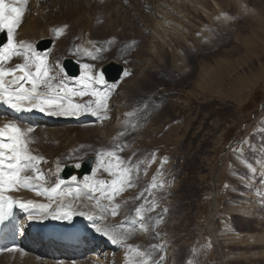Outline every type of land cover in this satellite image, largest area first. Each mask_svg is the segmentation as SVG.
I'll use <instances>...</instances> for the list:
<instances>
[{
  "label": "rangeland",
  "instance_id": "1",
  "mask_svg": "<svg viewBox=\"0 0 264 264\" xmlns=\"http://www.w3.org/2000/svg\"><path fill=\"white\" fill-rule=\"evenodd\" d=\"M178 1L60 0L53 19L75 8L86 16L81 24L79 17H74L76 28L67 24L65 32L57 35L56 29L64 26L60 23L49 37L32 44L36 50L40 41L52 40L51 48L41 54H49L50 74L58 73L53 83L63 74L69 86L81 89L77 81L85 64L92 65L90 74L99 78V69L108 61L121 63L131 74L123 76L108 100L107 116L113 121L111 106L119 100L124 83L137 77L146 62L151 61V65L144 70L149 79L139 90L126 89L131 97L129 115L115 140L98 138L57 164L62 170L92 156L94 169L86 177L110 182L115 177L99 168L98 153L119 144L124 148L121 157L126 162L130 159L126 166L139 165L133 172L135 186L117 197L121 208L114 217L120 220L116 231L133 245L134 264L141 259L137 251L151 252L152 245H164L163 252L153 255L154 260L164 255V264H264V0ZM155 21L179 30L175 33L173 28L172 35L179 43L172 49L177 48L174 52L180 54L181 69L174 64L175 53L162 43L165 33ZM85 22L91 38L82 44L78 30ZM88 41L89 52L96 59L81 51L82 46H89ZM17 57L24 63L23 56ZM65 59L79 64L77 79L66 76L62 69ZM73 98L81 105L96 99L92 95ZM137 116L141 117L136 123ZM79 126H83L79 129L82 132L91 127L88 123ZM29 141L37 145L32 136ZM160 145L166 154L155 162L164 151ZM154 164L150 180L137 176ZM54 166L48 163L52 174L57 171ZM48 177L53 179L51 174ZM137 208L142 209L143 221ZM250 210L253 213H247ZM130 217L149 225L150 233L143 243L135 244V231L122 224Z\"/></svg>",
  "mask_w": 264,
  "mask_h": 264
},
{
  "label": "snow or ice",
  "instance_id": "2",
  "mask_svg": "<svg viewBox=\"0 0 264 264\" xmlns=\"http://www.w3.org/2000/svg\"><path fill=\"white\" fill-rule=\"evenodd\" d=\"M28 2L29 0H0V32H6L7 35V42L0 47V102L6 103L17 112L31 111L36 108L40 111L47 110L53 115H76L81 109L91 108V114L96 115L98 119H108V100L112 91L117 88L114 82L109 85L102 73L99 78L92 76L90 74L92 65L85 64L83 66L85 72L77 81L82 86L81 89L69 86V83L62 78L63 74H61L58 83H53L57 80V76L50 74L53 68L49 65L47 56L36 51L31 43L17 40L16 33L23 22ZM224 18L231 19L228 16ZM66 28L65 25L56 29V34H63ZM96 51H100V49H96ZM88 54L92 56L91 52ZM14 56H23L24 63L6 67L5 63L10 62ZM92 58L96 59L97 57L92 56ZM33 67L35 71L32 70ZM130 74L127 71L124 73L125 76ZM94 85H103L104 88L101 90ZM85 95L95 96L96 99L85 105L72 103L73 97ZM32 131L31 127L21 128L15 121H9L0 126V221H3L6 215H11L16 206L41 218L50 217L56 220L71 221L74 216H81L93 224L96 223L97 218L104 221L109 214L113 217L119 214L121 204L116 202L117 197L127 188L135 186L133 172L139 167V165H136L135 168L126 166L130 163V159L126 162L118 155V152L124 150L122 145L117 144L112 150L98 153L101 158L99 167L115 177L114 179L109 182L102 179L83 178V189L88 193H99V198L88 195L87 202H85L80 195L81 188L78 186L65 192V199H61L60 189L65 181L57 177L54 186L45 187L50 179V177H46L40 167L42 163L46 162L45 158L33 154L28 147L30 143L28 134ZM106 157L111 159L105 163ZM113 160L115 163L112 162ZM75 166L79 167L80 165ZM59 171L60 166L57 164V173ZM26 172H31L32 175L24 174ZM71 180L74 183H79L76 176H72ZM155 186L153 184V187ZM20 189L34 190L37 196L46 197L48 202L40 203L32 199L16 200L13 196L6 194ZM68 196H73V200L66 202ZM94 199L95 204L93 205L91 201ZM103 200H107V204H102ZM95 209L100 210L98 217ZM136 213L143 221L142 209L137 208ZM160 222L158 220L157 224ZM139 226L147 231L143 223ZM96 231L107 236L113 244L126 246L129 249L133 248V245L126 244L125 239L110 228L97 226ZM151 249V252L137 251L136 255L141 258L137 264H147L145 257L152 264H164V255H160L159 259H153L156 251L163 252L164 245H152ZM16 250L14 248L0 249V251L9 252Z\"/></svg>",
  "mask_w": 264,
  "mask_h": 264
},
{
  "label": "bare ground",
  "instance_id": "3",
  "mask_svg": "<svg viewBox=\"0 0 264 264\" xmlns=\"http://www.w3.org/2000/svg\"><path fill=\"white\" fill-rule=\"evenodd\" d=\"M59 2L60 0H29L28 5L26 6V12H25L23 22L21 23L16 33L17 40L26 41L31 44L36 43L40 39L49 37L50 35L49 33L51 32V30L54 27L56 28L59 27L58 25H60V23H64V26L68 24L69 28L75 27L74 26L75 23H73L74 17L75 19L76 17H79L80 19L79 21L81 24V20H83L86 15L84 14L85 16L83 18L84 12H81L80 10H78V8L77 9L75 8L74 11H71L68 9L69 11L67 12L66 16L60 17L57 20L53 19V15H55L56 13V8ZM170 5H171V2H170ZM161 14H164V13H161ZM65 19L67 20L65 21ZM85 24L81 25V27L79 26L80 30H78L79 32L78 36L82 40L81 41L82 44H83V41L89 40L91 38L90 26L87 25L88 23L86 25ZM154 24L164 31L165 40L162 43L166 42L170 52L174 54L175 53L174 50L175 49L177 50V48L172 49V46L174 47L177 43H179V40L177 37L173 36L172 34H174L173 32L174 29H176L175 33L177 32L178 30L177 27L174 25L173 27L174 29H173L171 27L172 25L168 26L167 24L166 26L165 23L159 22V21L158 22L155 21ZM184 28H181V29L185 30ZM195 39L199 40V37ZM61 43L63 44V42ZM89 43L90 42L88 41V44ZM151 43L152 42H150V44ZM58 44L60 45V42ZM81 51L86 54L87 52L91 51V45L89 44V46L86 49L83 48L82 46ZM55 53H56V47L55 49H52L50 53L51 55L49 57L50 63L53 62ZM48 55L46 54L47 60H48ZM178 55L180 54L176 55L175 53L173 55V60H174V64L178 63L175 66H177L178 69L179 68L181 69V63L179 62L180 60H179ZM21 63H23V61H21L17 57L7 67H14L16 64H21ZM150 65H151V61L146 62L145 66L143 65L144 66L143 69L140 70L139 75L135 78L128 80L126 83H124V86H123L124 89L121 91L119 90L120 91L119 100L115 101L113 105L111 106L112 108L114 107L113 114L115 116V119L113 121H110L108 119L107 120L97 119V116L91 114V112L90 113L88 112L86 114L85 112L83 113L81 111H78L76 115H53V114H50V112L47 110L40 111L39 109L33 108L31 111H20L19 113L20 114L26 113L29 115H35V116L43 118L44 121L43 120L36 121V123H38V128H33V125H31L30 123H20L19 121H17L16 118L14 117L10 118L9 116L4 115L1 112H0V126H3L9 121H15L19 123L20 127L23 129H27L32 126L31 128L33 129V131L28 134V138L30 137V135H32V139L37 140V145H30L29 143L28 147L33 154L39 155L45 158L46 162L42 163L40 167L43 171H46L45 172L46 177H48V175L50 174L51 176H53V179H49L48 183L45 185V187H52L57 182V179H56L57 171L52 174L53 170L51 169L50 171L48 167L49 162H51L52 165H57L58 160L63 159L67 155H70V154H77L84 145L86 144L89 145L93 142H96L98 138L104 139L105 141L115 140L114 137L116 136L118 129L124 124V121H127V118L129 115L128 101L131 99V97L127 95L128 90L126 89L139 90L141 88V84L149 79V76L146 73H144V70L148 69ZM56 74L58 75V73ZM72 103L76 104V101L74 100V98H72ZM0 106H3V108H6V109H12L6 103H3V102H0ZM148 109L150 110V108ZM139 117L141 116H137L135 120L136 123ZM71 120L84 121L85 124L88 123V126H91V127H87L86 130L82 132L79 129L82 128L83 126L81 127V126H78L77 124H72L70 127L68 124H66L67 121H71ZM47 121L57 122V124L49 125L50 123H48ZM43 133L45 134L44 136L45 140L41 138V135ZM44 141H46V144H43ZM152 146H155V144L152 143ZM160 148L164 150V151L162 150L163 154L161 156H157L154 159L155 162L163 160L166 154L165 148H163V146L161 145H160ZM119 155L122 156V153L120 152ZM99 168L103 169L102 167H99ZM154 168H155V164L150 166V171L142 170L139 174H137V176L138 177L143 176L145 179L150 180L152 176V172L154 171ZM24 174L32 175L31 172H26ZM70 180H66L65 183L61 186V189H60L61 199H65L64 197L65 192H67L69 189H75L78 186L81 188L80 195L85 202H87L88 195H94V197L99 198L100 194L88 193L87 190L83 189L82 184L80 183L77 184V183L72 182V180L71 181ZM6 194L13 196V198L16 200L26 201L28 199H32L40 203L48 202L46 197L37 196L35 194V191L30 190V189H20L19 191L10 192ZM124 199H126V196H124ZM72 200H73V196H68L66 198V202H69ZM101 203L106 204L104 201H101ZM91 204L93 205L95 204V199L91 201ZM95 211L98 217L100 215V210L95 209ZM250 211L247 213H253L252 211L251 212ZM18 217L20 220L23 221L22 222L23 226L29 225L33 222H36L41 226H55V227H60V228H69L71 226H77L79 228L84 229L87 232L88 236L86 238H83L80 241L78 248H74V249H71L68 246H64V245L57 244V243L43 244L40 242L38 238L31 237L29 243L27 245H24L21 249L8 252L4 255H0V264H134L133 263L134 257H133V254L131 253L132 252L131 249L127 248L126 246L113 244L108 239L107 236L102 235L100 232L96 231L97 226L101 228H110L114 230L117 234H119L122 238H124L126 244L131 243V242L129 243L125 237H123L118 231H116V229L119 226L120 220L119 218L114 219V217L111 216L110 214L107 215V218L104 221H100L97 218L95 224H93V222L81 216H74L71 221H64V220L51 219L50 217L41 218L37 216L36 214L30 211H25V210H22ZM122 224L123 225L125 224L127 226L128 231H131V232L135 231L136 233L134 237L135 244L143 243L149 236V233H150L149 225H145L143 223L145 225V228H147V231H145L143 228L139 226L141 222L139 221L137 217H130L127 220H124ZM89 237H93V240H90ZM20 251L22 252L21 254H19ZM87 252L89 254H87ZM3 258H4V263L1 262Z\"/></svg>",
  "mask_w": 264,
  "mask_h": 264
},
{
  "label": "water",
  "instance_id": "4",
  "mask_svg": "<svg viewBox=\"0 0 264 264\" xmlns=\"http://www.w3.org/2000/svg\"><path fill=\"white\" fill-rule=\"evenodd\" d=\"M2 42H4V39H2ZM50 45V41H45L39 44L38 49L44 51L49 49ZM63 67L70 78H77L80 74L79 65L71 59L64 60ZM124 72L125 68L122 64L118 63L115 60H110L99 69L98 75L100 76V74L102 73L105 80L108 82L109 85H111L113 82L117 84L118 81L122 78ZM87 103L88 102L84 103L83 105ZM90 110L91 108H85L86 112ZM93 164L94 158L89 157L83 162L80 169H76L72 165H66L59 178H62L63 180H68L72 176H76L78 180H81L83 176L89 175L92 172Z\"/></svg>",
  "mask_w": 264,
  "mask_h": 264
}]
</instances>
